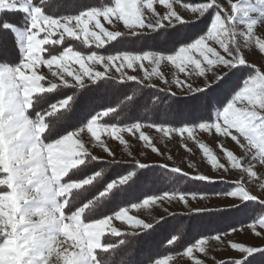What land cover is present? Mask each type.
I'll return each instance as SVG.
<instances>
[{"label": "snow or ice", "instance_id": "obj_1", "mask_svg": "<svg viewBox=\"0 0 264 264\" xmlns=\"http://www.w3.org/2000/svg\"><path fill=\"white\" fill-rule=\"evenodd\" d=\"M176 5L191 17L186 19ZM198 21L206 22L204 30L187 35V27ZM258 25H264V0L224 4L219 0L194 4L185 0H0V264H118L117 258L131 244L129 236L138 241L155 230L130 210L174 200L188 207L189 197L195 201L210 195L229 203L189 211L209 216L247 214L246 227L264 240V197L247 186L259 181L264 190V178L255 170L257 165L264 167V71L249 63L239 43L242 38L264 55ZM140 40L145 44L139 50L123 47ZM10 49L14 60L8 59ZM161 65L173 70L171 81ZM245 68L252 71L241 78L214 116L178 123L169 122L166 115L161 120L130 119L144 89L150 90L148 100L156 111L162 103L171 109L189 97L199 101L214 86L224 84L229 74ZM192 77L202 82L194 86ZM129 83L137 86L132 94L122 87ZM117 85L121 87L114 103L87 115L79 113L77 91L84 96ZM146 128L167 138L179 136L187 151L183 141L195 142L213 172L236 171L239 178L213 177L192 164L189 172L167 163L141 162L128 150L124 134L163 156ZM198 132L230 139L244 155L238 157L224 143L216 145L222 154L217 155L197 139ZM105 138L124 146L135 160L131 170H122L115 178L98 170L104 161L88 144L113 158L107 163H119ZM157 168L160 178L174 185L229 183L231 187L215 194L174 188L108 214L127 200L141 177ZM115 221L126 227L115 226ZM242 230L233 227L202 236L186 245L182 256L191 264H204L195 254L208 256L210 240L224 245L225 237ZM177 242L176 235L167 240L170 246ZM226 247L236 255L218 264H264V246L228 240ZM172 258L149 261L169 264Z\"/></svg>", "mask_w": 264, "mask_h": 264}, {"label": "trees", "instance_id": "obj_2", "mask_svg": "<svg viewBox=\"0 0 264 264\" xmlns=\"http://www.w3.org/2000/svg\"><path fill=\"white\" fill-rule=\"evenodd\" d=\"M192 1L195 3L199 2V0ZM191 35L193 34H189V36ZM72 43L77 44V42L74 41ZM144 44L145 40H140L134 45L127 44L123 47L128 50H139L142 46H144ZM77 47L80 50L87 51V49H83L82 46L78 44ZM106 47L108 51H115V49H113L111 46ZM117 47L119 48L120 46ZM8 59H15V54L12 53L11 49L9 50ZM239 82L240 80L238 81L237 79L231 88H229L227 92L224 93L225 95L222 97V99L214 100V98H209L208 102H205L204 104L197 103L195 107L198 110H201L197 113H194L192 109L188 110V108H185L187 104L192 102L191 97H189L183 103L173 105L171 109H168L167 103H162L157 106L159 111H156L152 107L151 102L148 100L150 90L144 89L142 90V96H139L138 94L140 103L134 110L131 111L130 119L139 118L145 121L161 120L164 119L166 115L169 122L178 123L180 121H197L202 116H213V112L221 108L227 102V99L230 98L232 90L237 87ZM88 86L90 88L93 87L90 84ZM120 87L121 86L117 85L116 89L101 88L96 92L87 93L84 96H81L80 91H77L76 98L79 102V113L87 115L94 108L101 110V106H106L110 102L114 103ZM122 87L127 90L128 94H132L137 86L134 83H129ZM69 94L72 93L69 92ZM160 95L163 96V94ZM194 101L196 100H193V102ZM168 103H171V101ZM133 166L134 164H110L104 161V163H100L98 170L103 169L105 176H111L115 178L117 173H121L122 170L126 169L131 170ZM160 171L161 170L157 168L155 172L149 171L147 175L141 177L140 181L133 185V187L130 189L127 200L118 203V205L114 206V209L109 210L108 214H112L113 210H118L119 206H124L126 203L142 201V199L146 196L162 191H170L174 188L181 192H205L208 194H215L225 192L231 187L230 184L223 183L201 184L195 182L174 185L171 181L160 178ZM214 218L209 215H196L194 213H190L187 215H171L170 217L164 218L163 220H159V223L156 222L153 224L155 230L152 232L150 237L138 241L135 237H128L131 244L127 250L117 258L118 264H150L149 258L161 259L167 255L174 256L182 252L186 245L193 243L196 239L202 236H210L218 232L223 233L233 227L238 228L250 222V217L247 214H217L216 219ZM172 235H176L178 237V242L175 244V246H170L167 244V240L171 238Z\"/></svg>", "mask_w": 264, "mask_h": 264}, {"label": "rangeland", "instance_id": "obj_3", "mask_svg": "<svg viewBox=\"0 0 264 264\" xmlns=\"http://www.w3.org/2000/svg\"><path fill=\"white\" fill-rule=\"evenodd\" d=\"M185 2L194 4L192 0H185ZM221 4L226 3V0H219ZM177 10L186 18H190L191 14L185 12L183 9L180 8L179 5H176ZM206 22H197L195 26H188L187 27V35L189 34H198L202 32L205 28ZM106 27H109L110 30L111 27L106 25ZM256 34L260 36L262 39H264V25H258L256 28ZM239 43L241 46V49L246 57V59L249 61L251 65H254L256 67H259L262 71H264V55H261L256 49L254 45L248 46L245 44L244 40L242 38H239ZM162 44V42H161ZM160 70L164 73L166 78L171 81L173 78V70L170 66L167 65H161ZM251 68H245L240 71H235L234 73L229 74V76L226 78L225 83L222 84L219 87L213 88V90L207 95L202 97V99L198 101L192 100L190 104H187L185 108H188V110H193L194 113L200 112L201 110H198L195 106L197 103L204 104L205 102H208L209 98H214V100L222 99V97L225 95L224 93L227 92L229 88L233 85V83L238 79L241 80L242 77H246L249 72H251ZM43 73H47V69H42ZM134 75H140V73H131ZM50 78V77H49ZM155 84H157L158 87H165L164 85L160 84L158 80L153 81ZM194 86L198 85L202 82V78L198 77H192L191 81ZM173 90H176L173 88ZM211 101V100H210ZM222 108V107H221ZM220 109V108H219ZM197 110V111H196ZM217 111V110H216ZM213 112V116L215 112ZM145 133L148 134L152 140L153 143L160 152L163 153V156H158L150 151V149H146L142 146V144L138 141V139L132 138L128 136L127 133L124 134L125 139L128 142V150L133 153L136 159L140 160L141 162H146L153 165H158L160 163H167L169 166L175 165L181 167L185 171L191 172L192 169L188 167L189 164H192L195 166V168L201 172L208 174L213 177H219L224 176L225 180L227 181H234L239 178V173L236 171H230L228 174H224L223 172L216 173L211 170L210 165L206 163L204 160L202 153L199 151L198 145L191 141V140H184L183 143L187 144V148L190 149V151L185 150V148L182 146V141L179 136H173L172 138L163 137L160 133L155 132L154 129H144ZM186 135V134H185ZM85 140L87 142V134H84ZM197 139L201 142H204L209 147L213 149L214 152H216L217 155H222L219 152V149L216 147L218 143H224L225 147L229 150H232L234 154H236L238 157L243 156L244 154L241 152V150L232 142L230 139L225 140L224 138L216 137L215 134H206V133H197ZM108 147L110 150H112L115 154V159L119 161V164H134L135 160H133L131 157L128 156L127 152L124 150V146L120 145L118 141H111L105 138ZM88 147L92 151L93 154L97 155L101 158L103 161H110L111 157H107V154L103 152L101 148H92L90 144H88ZM171 156V160H168L167 157ZM221 162H225L223 159H221ZM245 163L248 162V158H245ZM255 163V162H254ZM257 173L264 178V167L257 165L256 169ZM246 178V177H245ZM223 184H229V183H223ZM259 181H254L252 184L247 185L251 191H253L254 194L260 195L264 197V190H262L259 186ZM214 194V193H213ZM142 202V201H140ZM229 203L228 200L216 197L215 195H210L208 199L200 200L199 198L195 201H193L190 197L188 198V207H185V205L182 202H179L178 200H174L171 202L168 201H162L158 202L157 205L151 206L147 209H140V210H130L131 215H135L137 218L143 219L145 222H149L152 224H155L157 221L161 220L160 218H167L171 215L176 214H190L192 212L189 211L190 208L194 209L197 207H215V206H223ZM216 215H211L212 218L216 219ZM218 217V216H217ZM220 217V216H219ZM226 217V216H224ZM222 217V218H224ZM115 226L121 227L122 229L126 226L121 225L119 221L114 222ZM243 228L242 231H238L236 233H233L232 235H229L225 237V244L224 245H218L215 241H209L208 246V256H203L199 253H196L195 255L197 258L204 261V264H218L219 261L227 260L230 257L235 256L236 254L233 253L231 250L227 249L226 243L228 240H232L234 242H242L249 245H259L264 246V240L260 237H255L249 228L245 225H242ZM172 260L169 261V264H191L187 258L182 256V252L172 256ZM214 257L215 259H212ZM162 259V258H161Z\"/></svg>", "mask_w": 264, "mask_h": 264}]
</instances>
